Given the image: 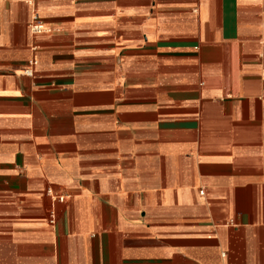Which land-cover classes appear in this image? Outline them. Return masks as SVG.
I'll return each mask as SVG.
<instances>
[{"label": "crops", "instance_id": "1", "mask_svg": "<svg viewBox=\"0 0 264 264\" xmlns=\"http://www.w3.org/2000/svg\"><path fill=\"white\" fill-rule=\"evenodd\" d=\"M0 264H264V0H0Z\"/></svg>", "mask_w": 264, "mask_h": 264}, {"label": "built area", "instance_id": "2", "mask_svg": "<svg viewBox=\"0 0 264 264\" xmlns=\"http://www.w3.org/2000/svg\"><path fill=\"white\" fill-rule=\"evenodd\" d=\"M30 27H31V31L35 34H38V33H42L45 31V28H44V25L43 23L41 22V19L39 18V16L37 14H35L32 18V22L30 24ZM32 64H35L36 63V59L34 58L32 61H31ZM27 74H32L33 73V69L32 68H29L27 71H26Z\"/></svg>", "mask_w": 264, "mask_h": 264}]
</instances>
